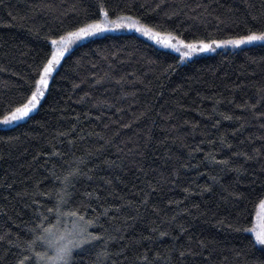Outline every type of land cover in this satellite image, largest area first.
<instances>
[{
  "label": "trees",
  "instance_id": "trees-1",
  "mask_svg": "<svg viewBox=\"0 0 264 264\" xmlns=\"http://www.w3.org/2000/svg\"><path fill=\"white\" fill-rule=\"evenodd\" d=\"M118 17L203 44L264 29V0H0V119L34 87L45 37ZM262 201L264 43L183 62L134 33L94 37L0 128V264H41L70 218L100 237L74 264H264L245 231Z\"/></svg>",
  "mask_w": 264,
  "mask_h": 264
},
{
  "label": "snow or ice",
  "instance_id": "snow-or-ice-1",
  "mask_svg": "<svg viewBox=\"0 0 264 264\" xmlns=\"http://www.w3.org/2000/svg\"><path fill=\"white\" fill-rule=\"evenodd\" d=\"M101 14L107 17V13L104 11L103 7H101ZM128 19L130 22L126 25L129 28L136 27V21H132L131 18H122L118 17V20ZM253 20H257V16L252 17ZM117 21H108L110 24H115L117 27L125 26L117 23ZM107 30L105 24L101 22H93L90 24H85L82 27L76 28L74 31H69L64 35H58L56 37H45L46 40L50 41L51 44V54H45V61H41L36 65L34 69V75L31 78L34 80V87L32 85L29 86L27 92L30 94L26 95L18 102V106L12 108L7 115L0 120V123L3 124H11L15 121L23 120L27 117L38 105L41 97L44 95V89L47 88L49 83V77L55 71L57 65L60 64L61 58L64 56L65 52L68 50L69 46L76 40H80L86 38L88 36L94 35L98 32ZM136 30L142 32L144 35L156 38L158 43H163L165 47L173 48L175 51L180 52L182 58L190 56L193 52H198L203 50H208L210 45L204 44L201 47L191 43H185L183 40H179L177 37L172 36L170 33L167 36L162 37L160 33H156L152 30V28L147 25H142L140 27H136ZM172 41H176L173 43ZM255 41H264V29L260 30H249L248 34L241 36L238 39L227 40V41H212L213 44L220 46L221 44H232L234 46H239L245 43H252ZM187 49V51H184ZM255 107V105H253ZM225 119H231V117H225ZM250 159L251 157H247ZM223 163H227L224 161ZM264 203V201H262ZM75 215V213H73ZM81 220L84 217H80ZM87 224L92 223L91 221H87ZM183 231V229H181ZM239 230V229H237ZM245 231H254L255 229H245ZM80 242H70L69 245L61 246L57 249L55 255L50 260L53 261V264H74V255L76 254L74 250L81 249L84 245H89L93 240H99L100 237H91L90 233H87V228L81 229L80 233ZM88 237H91L90 239ZM256 242L260 245H264V231L256 232L255 234ZM195 254V253H193ZM40 254L37 253V256ZM185 253L183 251L180 252V256L183 257ZM23 264V261H21Z\"/></svg>",
  "mask_w": 264,
  "mask_h": 264
},
{
  "label": "rangeland",
  "instance_id": "rangeland-1",
  "mask_svg": "<svg viewBox=\"0 0 264 264\" xmlns=\"http://www.w3.org/2000/svg\"><path fill=\"white\" fill-rule=\"evenodd\" d=\"M122 18H131V17H122ZM131 20L137 22L136 23V27L142 26V24L139 23L137 20H135L133 18H131ZM108 21H117V19L116 20H109L107 18L101 19V21H99V22H101L102 24H105L106 27H107V30H104V31L98 32V33H96L94 35L88 36L86 38L74 41L69 46L68 50H70L71 48L75 47L76 45H78V44H80L82 42H85V41H87V40H89L91 38L99 37V36H102V35L107 34V33H112V34H116V33H134V34L142 37L144 40L148 41L149 43L155 45L158 48H161V49L170 51L172 53H175L176 55H178L181 58V61H183V62L191 60L193 58L199 57V56L207 54V53L214 52V51H216L218 49H223V46L227 45V44H221L220 46H217L216 44H213L212 42L203 43V44H201V43H191V44L197 45L198 47H201V48H202V46L204 44H208V45H210V48L208 50H203L202 49L201 51L193 52L190 56L182 58L180 52L175 51L173 48L165 47L163 43H158L156 38H152V37L144 35L142 32L137 31L136 27H133V28L127 27L126 25L130 22L128 19H121V20L117 21V23H119L121 25H125V26H121V27H117L115 24H110V23H108ZM161 36L165 37L167 35L161 34ZM172 42L176 43V41H172ZM217 42H219V41H217ZM254 43L255 44L256 43H264V41H255V42H252V43H245V44H241V45L254 44ZM228 45L230 47H236V46H234L232 44H228ZM241 45H239V46H241ZM184 51H187V49H184ZM144 60H147V59L145 58ZM0 120H2V119H0ZM23 120L15 121V122H13L11 124L0 123V128L10 127V126H12V125H14V124H16V123H18L20 121H23ZM263 219H264V203H260V205L258 206V209H257V211L255 213V216H254V219H253V224H252V227H251V229H255V232L254 231H250V233H251V235H252V237H253L255 242H256V239H255L256 232L264 231ZM85 227L86 226L81 221H79L78 219L70 218V219L65 220L62 225H59V226L57 225L56 228L52 229L45 237V244L47 245V250H49V251L46 254V256L43 258V260H41V264H53V261L50 260L49 258H51V257H53L55 255V253H56V251H57V249L59 247L64 246V245H69L70 242L79 243L80 242V238H81V236H80L81 229H83ZM256 244L259 247H261L262 249H264V245H260L257 242H256ZM76 250H79V249H76ZM76 250H74V251H76Z\"/></svg>",
  "mask_w": 264,
  "mask_h": 264
}]
</instances>
